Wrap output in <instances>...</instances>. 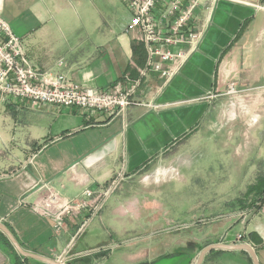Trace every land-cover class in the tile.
<instances>
[{
    "label": "crops",
    "instance_id": "obj_1",
    "mask_svg": "<svg viewBox=\"0 0 264 264\" xmlns=\"http://www.w3.org/2000/svg\"><path fill=\"white\" fill-rule=\"evenodd\" d=\"M106 1L104 7L114 0ZM125 6L107 18L94 0H0V17L20 38L22 52L35 68L60 71L78 85L102 88L123 83V77L137 78L145 65L141 32L126 30L131 11ZM195 14L198 44H183L185 59L163 63L173 71L170 77L146 71L133 94L140 103L122 114L86 117L76 107L34 109L0 96V143L6 149L0 147V222L24 250L54 260L79 235L86 209L66 214L58 232L50 218L31 209L48 191L72 199L90 188L94 193L89 201L94 203L114 178L116 183H142L145 192L154 190L149 183L175 168L182 142L199 125L208 132L227 127L233 139L251 125L243 160H256L251 158L258 148L253 133H264V0H217L199 5ZM231 82L237 93L227 92ZM42 142L43 148L27 162ZM250 173L254 179L243 180L239 195L222 203L212 218L184 226L187 232L197 231L203 246L235 243L241 234V241L251 245L264 264V212L255 204L262 188L248 190L260 179L252 167ZM234 224L239 229L230 233ZM86 252L79 244L65 260L80 264L77 258ZM224 253H240L252 264L246 251L228 249L206 252L200 264ZM16 259L0 234V264H17ZM196 260L190 255L187 264ZM28 261L50 264L32 257Z\"/></svg>",
    "mask_w": 264,
    "mask_h": 264
},
{
    "label": "rangeland",
    "instance_id": "obj_2",
    "mask_svg": "<svg viewBox=\"0 0 264 264\" xmlns=\"http://www.w3.org/2000/svg\"><path fill=\"white\" fill-rule=\"evenodd\" d=\"M94 2L102 4L100 9L107 18L116 9L126 8L122 0H114L107 7L103 5L105 0ZM0 108H3L1 102ZM252 128L248 125L242 137L233 139L226 133L227 127L208 132L204 125H199L182 142L181 161L174 163L175 168L160 181L149 183L154 190L145 192L142 183L117 182L115 190L102 200L100 210L83 223L78 237L66 249L67 254L80 244L87 250L77 258L80 264L84 261L87 264H187L190 255L197 258L204 241L197 237L196 230L187 232L184 225L212 218L211 213L222 203L239 195L243 180L254 179L251 167L260 178L252 182L256 184L254 189L264 185V133H253L258 148L251 158L256 160L250 159L251 166L250 157L243 160L248 152L246 145L251 143L248 137ZM0 147L6 150L1 143ZM240 160L244 162L241 165ZM237 229L238 224L232 225L230 233ZM188 233L186 242L184 236ZM103 242L106 244L100 245ZM25 263L30 264L28 259ZM208 264H249V261L240 253H224Z\"/></svg>",
    "mask_w": 264,
    "mask_h": 264
},
{
    "label": "built area",
    "instance_id": "obj_3",
    "mask_svg": "<svg viewBox=\"0 0 264 264\" xmlns=\"http://www.w3.org/2000/svg\"><path fill=\"white\" fill-rule=\"evenodd\" d=\"M125 1L131 11L126 30L138 29L141 32V39L147 52L145 65L140 69L137 78L123 77V83L117 81L106 87L92 88L71 82L60 71L39 70L28 62L22 52L20 38L0 17V96L17 106L34 109H40L44 105L76 107L86 117L98 112H105L110 118L122 114L131 104L140 103L134 99L133 94L140 77L146 71H156L166 78L173 74V71L163 63L186 58L181 46L186 44L195 47L201 39V32L197 29L196 8L202 4L210 6L217 0ZM58 62L61 63V59ZM227 92H238L233 82L228 85ZM44 145L45 142H42L35 147L27 162L32 161ZM116 180L117 178H114L97 195L98 198L94 203L89 201L94 193L90 188H85L81 195L72 199H64L56 192L48 191L44 199L31 204V209L50 218L55 232L62 228L66 214L86 209L87 213L78 227L77 235L83 223L96 213L102 200L109 195ZM255 204L264 212V194ZM239 216L245 218L244 213H240ZM241 236L238 234L234 242H242ZM68 248L69 246L66 249ZM66 249L57 257V261L61 264L66 261Z\"/></svg>",
    "mask_w": 264,
    "mask_h": 264
},
{
    "label": "water",
    "instance_id": "obj_4",
    "mask_svg": "<svg viewBox=\"0 0 264 264\" xmlns=\"http://www.w3.org/2000/svg\"><path fill=\"white\" fill-rule=\"evenodd\" d=\"M0 231H2L7 236V238L11 242V244L14 246L15 250L20 255H22L24 257L37 258V259L43 260V261L50 263V264H60L57 260L48 259L44 256H40V255H37L35 253L24 250L19 245V243L17 242V240L15 239L13 234L10 232V230L1 222H0ZM212 249L244 250L250 256V258L252 260V264H260L252 246L249 245L248 243H245V242H238V243H231V244H224V243L207 244V245L203 246L200 249V251L198 252L197 260L194 264H200V262L203 259L204 254L206 252L212 250Z\"/></svg>",
    "mask_w": 264,
    "mask_h": 264
},
{
    "label": "trees",
    "instance_id": "obj_5",
    "mask_svg": "<svg viewBox=\"0 0 264 264\" xmlns=\"http://www.w3.org/2000/svg\"><path fill=\"white\" fill-rule=\"evenodd\" d=\"M258 180H260V179H258ZM264 180V179H263ZM254 186H255V184L253 185V186H250L249 188H248V190L249 191H252L253 189H254ZM264 185H262V189H260L259 190V198H261L262 197V195L264 194V187H263ZM0 234H1V236H2V238H3V240H4V242L8 245V246H10V248L12 249V252H13V254H14V256L17 258L16 260V262H17V264H25V262L24 261H26V259H28L27 257H24V256H21L16 250H15V248L13 247V245L11 244V242L9 241V239L7 238V236L3 233V232H1L0 231ZM23 258V259H21V258Z\"/></svg>",
    "mask_w": 264,
    "mask_h": 264
}]
</instances>
